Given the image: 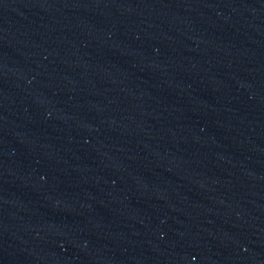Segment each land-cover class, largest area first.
Here are the masks:
<instances>
[{"label": "water", "instance_id": "1", "mask_svg": "<svg viewBox=\"0 0 264 264\" xmlns=\"http://www.w3.org/2000/svg\"><path fill=\"white\" fill-rule=\"evenodd\" d=\"M0 107L203 264H264V0H0Z\"/></svg>", "mask_w": 264, "mask_h": 264}]
</instances>
